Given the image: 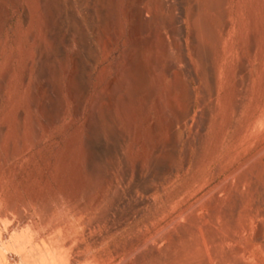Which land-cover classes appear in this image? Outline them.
<instances>
[{"label":"rangeland","instance_id":"rangeland-1","mask_svg":"<svg viewBox=\"0 0 264 264\" xmlns=\"http://www.w3.org/2000/svg\"><path fill=\"white\" fill-rule=\"evenodd\" d=\"M147 195L109 259L168 204L264 264V0H0V264H91L84 220Z\"/></svg>","mask_w":264,"mask_h":264},{"label":"bare ground","instance_id":"bare-ground-1","mask_svg":"<svg viewBox=\"0 0 264 264\" xmlns=\"http://www.w3.org/2000/svg\"><path fill=\"white\" fill-rule=\"evenodd\" d=\"M188 113H181L179 115V118L182 122L185 121ZM88 129L89 140L91 141L95 132V126L92 119L89 122ZM90 167V175L93 180L101 181L104 184H110L113 182V179L111 177L100 176L99 168L97 167L96 161L94 160L92 154H90ZM128 177V175H123L121 177V180L127 181ZM146 191L150 195L151 190L147 189ZM134 201L135 202L132 204L131 211L120 213L119 215H117L118 217L114 214L115 210L117 209V207H120L123 203H125L123 197L121 196L114 197L109 207L101 211L99 215L89 216L87 218L84 217L86 219L84 220L83 226L89 232L104 228L103 233L99 234V232V235H94L90 238V246L96 250V254H94L90 258L91 264H109L110 260L112 261L113 259L123 254H126L125 257H128V259L126 260L130 259L132 264H192V262L197 259L203 260L202 263L200 262L201 264H207L205 258L208 253V249L206 247L208 246V244L206 243L207 241L205 240V235L207 229L210 227H208L209 220L206 218V215H199V209H195L193 207L176 209L172 206L170 207L168 204H165V207L167 209L163 211L164 214H153L143 223H141L140 226H136L133 232L128 236L127 241L124 243V245H109L110 248L108 250L110 251L107 250L111 254V256L109 255L111 259H109L106 254L107 252H105L103 247V243H105L107 237L118 230V228H120L121 224L125 220H130L132 218V210L141 209L142 211L143 207L152 205L153 202H151V199L148 195L145 198L136 199ZM232 215L234 218L233 213ZM83 216L85 215H81V217ZM153 229L154 231L151 233V230ZM167 238L170 239V245L164 248V246H161V244ZM191 241L193 244L191 243ZM233 242H235V239ZM219 243L221 247L225 246L224 241L219 240ZM71 247V244L66 245L67 250L71 249ZM77 249V253H80L81 250L79 248ZM208 256H210V254ZM87 260L88 259H86V261Z\"/></svg>","mask_w":264,"mask_h":264}]
</instances>
